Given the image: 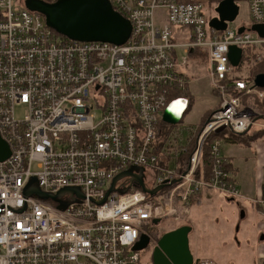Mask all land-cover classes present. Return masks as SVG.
Returning a JSON list of instances; mask_svg holds the SVG:
<instances>
[{"label":"built area","instance_id":"1","mask_svg":"<svg viewBox=\"0 0 264 264\" xmlns=\"http://www.w3.org/2000/svg\"><path fill=\"white\" fill-rule=\"evenodd\" d=\"M16 1L0 0V136L10 148L0 161V264H137L139 236L153 240L157 223L187 219L205 190L243 197L214 135L242 134L261 120L242 96L261 99L264 90L239 71L264 59V37L215 30L202 0H109L131 25L127 40L78 41ZM247 3L251 25L264 24V0ZM230 46L242 49L238 67ZM195 52L218 103L203 123L181 127L190 83L182 68ZM164 109L176 124L163 121ZM141 168L146 188L162 185L155 194L128 176L106 195L118 173ZM31 177L43 192L77 187L82 196L60 195L64 207L27 196ZM262 186L264 197V178Z\"/></svg>","mask_w":264,"mask_h":264},{"label":"water","instance_id":"2","mask_svg":"<svg viewBox=\"0 0 264 264\" xmlns=\"http://www.w3.org/2000/svg\"><path fill=\"white\" fill-rule=\"evenodd\" d=\"M26 9L37 12L44 18L45 24L55 32L68 39L78 41H102L113 44L124 43L130 35L131 25L127 19L115 11L109 0H55L47 2L45 0H24ZM214 15L209 20V25L215 30H225L228 22L235 19L238 7L234 0H220L213 9ZM260 37H264V24H253L249 28ZM243 28L238 29L241 32ZM242 58V49L237 46H230L228 51L229 63L237 67ZM256 87L264 88V73H259L253 78ZM260 118L264 116L260 115ZM162 119L170 124H176L179 120L177 115H173L164 109ZM221 127L215 132L223 131ZM243 134V133H242ZM10 148L0 136V161L8 158ZM133 173L131 170L118 173L112 180L107 191L108 195L115 183L124 177H130L131 181L140 187L144 192L155 194L162 185L153 189L145 187L142 171ZM69 192L81 197L79 188H62L55 194L40 190L35 177H31L24 189L25 195H36L42 199H51L58 202L62 207L68 201H62L60 195ZM232 200V199H231ZM103 202V201H101ZM158 220H154L156 224ZM189 224L180 225L174 229L164 232L157 240H151L146 234H141L139 240L134 244L133 249L140 251L147 248L151 242V262L152 264H193V255L189 249Z\"/></svg>","mask_w":264,"mask_h":264},{"label":"rangeland","instance_id":"3","mask_svg":"<svg viewBox=\"0 0 264 264\" xmlns=\"http://www.w3.org/2000/svg\"><path fill=\"white\" fill-rule=\"evenodd\" d=\"M19 1V0H18ZM205 1V0H202ZM216 0H210V2H215ZM237 7L238 13L235 19L231 22H228V26L232 29L238 28L240 24L250 26L249 20V9L247 0H234ZM13 7H17V1L12 0ZM206 4V2H205ZM213 3H210V7H213ZM215 6V5H214ZM207 7V5H206ZM209 7H207L208 10ZM208 15H214V12L209 8ZM253 51L245 49L244 51V62L250 61L249 59L253 58ZM178 55H182V52H178ZM204 57V56H203ZM257 63H251L249 67L243 66L242 70L239 71V74L243 73L248 74L249 68L257 65ZM185 76L190 81L187 87L186 97L189 100L187 109L183 115V118L180 120L181 127H187L189 125L196 126L203 123L208 115L215 109L218 101V97L211 90V86L206 77L207 66L205 59L202 58L199 53H196L188 62V64L182 68ZM252 101V98H248V102ZM251 103V102H250ZM25 109L22 106H17L15 109V115L17 118H22L24 115ZM258 113H261L257 110ZM259 122L263 121L264 118H258ZM259 122H256L250 128V131L253 129H258ZM262 129V128H261ZM229 132L225 131L220 137L222 140L223 149L231 158L233 167L236 168L235 177L236 180L241 184V175L246 177L254 174V145L253 143H237L227 140ZM224 152V151H223ZM152 180H149L148 184H151ZM238 188L241 191V185H238ZM202 199L199 203L198 201L193 203L190 210V217L184 221L174 222L171 219H165L159 223L157 227V234L162 235L164 232L174 229L183 224L192 225V230L189 233V249L193 255V259L204 258L205 256H210L216 264H253L251 263V255L249 252L244 251L241 247L238 246V241L240 240V234L236 231L235 228L230 232H226L221 228H218L217 231L210 233L206 229L207 222L211 219L218 218V221L227 220L229 217L230 221L234 220L232 215L233 206L235 207L237 200L233 202H228L227 197L220 196V200L215 204L217 211L213 210L210 205ZM239 202V201H238ZM241 204L246 203V201L241 200ZM191 219V220H190ZM197 221L196 223L192 222ZM155 240L154 238H152ZM153 242H151L149 250H140L139 251V261L137 264H151L149 254L151 255V247ZM209 259V258H208ZM248 259V260H247ZM250 261V262H249ZM255 264H261L259 261H255Z\"/></svg>","mask_w":264,"mask_h":264},{"label":"crops","instance_id":"4","mask_svg":"<svg viewBox=\"0 0 264 264\" xmlns=\"http://www.w3.org/2000/svg\"><path fill=\"white\" fill-rule=\"evenodd\" d=\"M241 27L243 29L250 28L242 23L240 24V26H238L237 29H240ZM258 129L261 128L258 127ZM251 143H253L254 145V174L252 173L249 177L241 175V184H239L235 177L237 184L239 186L241 185L240 189L242 191L241 194L243 197L238 200L235 199L237 200V203H235V207L233 206L234 210L232 211V215H230L234 217V220L230 221L231 217H229L227 220L221 219V221H218V218L211 219L207 222L206 229H208L210 233L217 231L218 228L226 230V232H231L236 226V231L240 234L238 246L241 247L244 251L250 253L251 263L255 264V261H259L261 264H264V204L254 201V199H258L260 196L261 199H264V197L262 196V185L264 178V134L256 138ZM222 151H224V155L228 158L230 166L234 169L235 174L236 168L233 167V163L230 160L231 158L225 152V148L223 149V145ZM220 196L222 195L217 192L205 190L197 197V199L193 203L197 201L200 203L202 199H204V202L208 203L213 210L217 211L215 208V204L219 202ZM241 200L246 201V203L241 204ZM227 201L233 202L234 199L231 200L230 198H227ZM192 222L196 223L197 221L192 220ZM190 226L192 230V225ZM201 259L213 261L210 256H205L204 258H200L199 260Z\"/></svg>","mask_w":264,"mask_h":264},{"label":"trees","instance_id":"5","mask_svg":"<svg viewBox=\"0 0 264 264\" xmlns=\"http://www.w3.org/2000/svg\"><path fill=\"white\" fill-rule=\"evenodd\" d=\"M47 2H53L55 0H45ZM220 0H216L215 2H210V0H205L204 2H206L207 7H209L211 10L214 9V5H216ZM210 3H213V7H210ZM199 53V52H195L194 54ZM205 59V57L203 58ZM238 67V66H237ZM259 73H264V59L258 63L257 65L249 68L248 70V77L250 79L254 78L255 75L259 74ZM262 90H264V88H262ZM187 93V92H186ZM248 96H242V102L243 104H248L249 106H251L255 111H260L261 115L264 116V97L261 99L252 98V101L248 102ZM264 134V129H253V130H248L246 132H244L243 134H233L229 132V135L227 138V140L229 141H236L237 143H245V144H250L252 141H254L256 138H258L259 136ZM223 135V133L221 134H215L214 137H218L220 138ZM203 161H204V170L206 171V173L209 171V167L211 165V160L209 158V155L207 152L203 153ZM231 170L234 173V169L230 166ZM135 188H138V186L136 184H134ZM159 226V223H157L155 226L149 228V233L151 234V238H154L155 240H157L160 235H158L157 233V227ZM199 259H195L193 264H198Z\"/></svg>","mask_w":264,"mask_h":264},{"label":"flooded vegetation","instance_id":"6","mask_svg":"<svg viewBox=\"0 0 264 264\" xmlns=\"http://www.w3.org/2000/svg\"><path fill=\"white\" fill-rule=\"evenodd\" d=\"M213 17V16H212ZM144 181V180H143ZM145 183V182H144ZM139 240V239H138ZM151 244V243H150ZM150 247V245L147 247V248H145V249H143V250H149L148 248ZM149 258H150V262H151V255L149 254ZM151 264H152V262H151Z\"/></svg>","mask_w":264,"mask_h":264}]
</instances>
